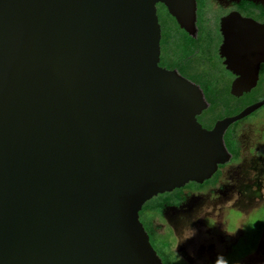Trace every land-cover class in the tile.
<instances>
[{
  "label": "water",
  "instance_id": "obj_1",
  "mask_svg": "<svg viewBox=\"0 0 264 264\" xmlns=\"http://www.w3.org/2000/svg\"><path fill=\"white\" fill-rule=\"evenodd\" d=\"M157 2L193 31L195 0H0V264H162L142 205L208 178L264 103L202 127L200 87L159 65Z\"/></svg>",
  "mask_w": 264,
  "mask_h": 264
},
{
  "label": "flooded vegetation",
  "instance_id": "obj_2",
  "mask_svg": "<svg viewBox=\"0 0 264 264\" xmlns=\"http://www.w3.org/2000/svg\"><path fill=\"white\" fill-rule=\"evenodd\" d=\"M195 5L189 32L156 3L159 65L200 87L207 105L197 121L211 130L264 99V0ZM249 71L255 82L235 95L234 82L241 88ZM223 142L228 157L208 178L158 193L139 210L162 264H264V103L231 122Z\"/></svg>",
  "mask_w": 264,
  "mask_h": 264
}]
</instances>
